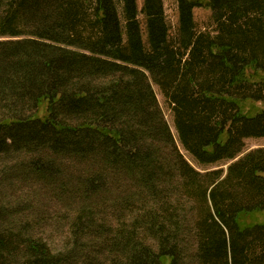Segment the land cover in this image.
<instances>
[{
	"label": "trees",
	"instance_id": "obj_1",
	"mask_svg": "<svg viewBox=\"0 0 264 264\" xmlns=\"http://www.w3.org/2000/svg\"><path fill=\"white\" fill-rule=\"evenodd\" d=\"M196 7L213 30L197 28ZM0 37V157L25 155L8 178L126 201L112 236L89 241L111 264H264V147L243 154L264 137V0H178L175 35L164 0H0ZM151 78L182 147L226 171L184 157ZM90 210L68 252L0 229V264H76Z\"/></svg>",
	"mask_w": 264,
	"mask_h": 264
},
{
	"label": "rangeland",
	"instance_id": "obj_2",
	"mask_svg": "<svg viewBox=\"0 0 264 264\" xmlns=\"http://www.w3.org/2000/svg\"><path fill=\"white\" fill-rule=\"evenodd\" d=\"M206 1V0H205ZM143 0H138L139 8L142 7ZM166 18L171 27V35H175L178 26V0H164ZM194 17L199 30H213V20L210 9L206 7H196L194 9ZM141 18L143 16L141 15ZM146 39V34L144 35ZM0 39H5L0 37ZM151 84L157 96L158 104L165 116V119L174 135L177 144L189 163L199 171L223 168L227 170L230 161H221L214 164L202 165L198 163L192 155L187 152L178 140V133L174 123V116L170 105L168 104L160 86H158L152 78ZM264 147V137H250L245 139L243 154L251 149ZM25 155L18 152H11L8 155L0 157V173L4 179L0 180V203L3 204V211L8 210L14 216L4 217L0 221V229L15 228V230L23 229L27 235L33 234L39 239H43L45 243L55 252H68L74 243V229H77L76 216L81 209L88 210L94 214L96 227L93 233H82L81 243L87 250L85 255L88 257L81 258L76 264H111L106 258V246L103 239L92 244L89 241L97 239V237L110 238L116 227H112L117 222L123 220L124 215L129 214L126 207V201L121 198L109 197L107 200H90L82 204V200H69L60 194V190L53 186L39 182L34 178L23 179L21 175L6 176V171L11 170L20 162ZM71 173H78L83 170L76 164L67 165ZM85 169V168H84ZM6 176V177H5ZM121 188V187H120ZM121 190V189H120ZM75 198V197H74ZM7 209H5V207ZM5 212V211H4ZM3 212V213H4ZM87 222V221H86ZM97 233V234H95ZM79 234V232H78ZM22 246V245H21ZM92 246L91 248H89ZM22 258V257H21ZM16 257L13 263L19 264L22 259Z\"/></svg>",
	"mask_w": 264,
	"mask_h": 264
}]
</instances>
